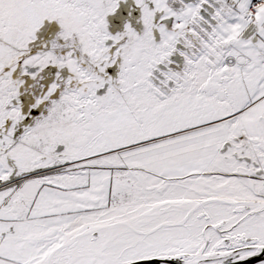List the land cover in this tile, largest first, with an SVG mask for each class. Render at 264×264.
I'll use <instances>...</instances> for the list:
<instances>
[{"label": "snow or ice", "instance_id": "6c2138e0", "mask_svg": "<svg viewBox=\"0 0 264 264\" xmlns=\"http://www.w3.org/2000/svg\"><path fill=\"white\" fill-rule=\"evenodd\" d=\"M0 264H264V0H0Z\"/></svg>", "mask_w": 264, "mask_h": 264}]
</instances>
